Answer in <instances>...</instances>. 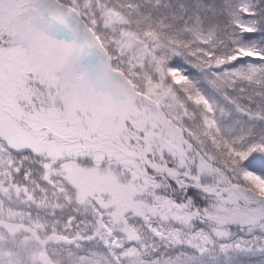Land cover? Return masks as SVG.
<instances>
[{
  "label": "snow or ice",
  "instance_id": "snow-or-ice-1",
  "mask_svg": "<svg viewBox=\"0 0 264 264\" xmlns=\"http://www.w3.org/2000/svg\"><path fill=\"white\" fill-rule=\"evenodd\" d=\"M0 264H264V0H0Z\"/></svg>",
  "mask_w": 264,
  "mask_h": 264
}]
</instances>
